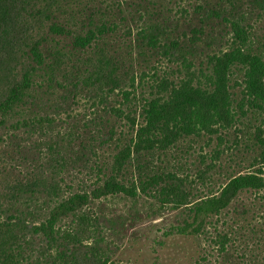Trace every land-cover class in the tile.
I'll return each mask as SVG.
<instances>
[{
  "label": "trees",
  "instance_id": "obj_1",
  "mask_svg": "<svg viewBox=\"0 0 264 264\" xmlns=\"http://www.w3.org/2000/svg\"><path fill=\"white\" fill-rule=\"evenodd\" d=\"M168 212L192 264H264V0H0V264H115Z\"/></svg>",
  "mask_w": 264,
  "mask_h": 264
},
{
  "label": "rangeland",
  "instance_id": "obj_2",
  "mask_svg": "<svg viewBox=\"0 0 264 264\" xmlns=\"http://www.w3.org/2000/svg\"><path fill=\"white\" fill-rule=\"evenodd\" d=\"M228 137L234 138L235 131ZM235 153L234 155V151H228L221 157L222 174L216 175L219 182L232 172L241 170L246 173L254 170L250 167L252 155L245 157ZM175 219V212H168L161 217H144L133 230L135 239L119 252L115 264H192L198 257L195 240L177 238L167 241L165 247L160 246V242L164 240L162 230L173 224Z\"/></svg>",
  "mask_w": 264,
  "mask_h": 264
}]
</instances>
